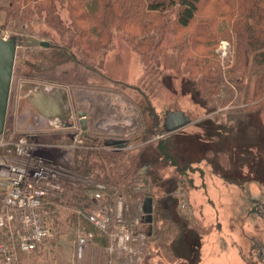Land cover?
<instances>
[{"label": "rangeland", "instance_id": "obj_1", "mask_svg": "<svg viewBox=\"0 0 264 264\" xmlns=\"http://www.w3.org/2000/svg\"><path fill=\"white\" fill-rule=\"evenodd\" d=\"M61 9L58 6L69 25L70 10ZM214 13L215 0H205L197 20L209 21ZM12 21L6 23V11L0 10V36L48 41L60 36L42 15L25 32ZM43 32L47 38L39 36ZM113 35L110 46L104 48L92 38L95 35L85 39L90 43L85 48L73 47L78 59L95 71L76 61L39 71L35 61L50 51L40 45L27 46L26 40L18 45L2 138L18 139L25 134L16 126L21 109L32 116L37 113L27 103L21 104L24 81L65 85L75 114L80 109L88 111L89 127L75 140L66 134L77 132L75 124L63 128L45 119L49 126L28 122L41 130L35 132H40L37 138L45 143L33 155L41 156L49 169L59 170L64 195L53 196L54 203L47 208L51 235L37 250L19 253L13 264H264V71L253 72L251 55L244 58L249 66L247 75L242 69L243 83L249 88H237L226 72L235 64L239 37L233 32L224 34L211 59L212 65L221 66L220 86L207 94L208 82L198 93L184 63L166 56L158 65L154 58H144L134 50L121 33ZM29 72L31 77L24 74ZM147 105H153L163 121L168 110L182 109L192 122L166 133L157 131L163 128L161 119V127L150 125L151 131L145 133ZM74 120L78 121L77 115ZM106 137H127L131 142L117 149L103 144ZM161 144L170 146L168 155L161 153ZM100 183L106 188H101L103 195L97 200L93 193L99 191ZM197 191L203 192L201 196ZM187 195L193 207L180 204ZM120 196L124 204L118 211ZM146 196L153 197L150 223L143 218ZM105 204L112 223L108 232H101L85 215ZM119 215L130 233L124 249L117 240ZM85 231L93 236L81 253L77 238Z\"/></svg>", "mask_w": 264, "mask_h": 264}, {"label": "trees", "instance_id": "obj_2", "mask_svg": "<svg viewBox=\"0 0 264 264\" xmlns=\"http://www.w3.org/2000/svg\"><path fill=\"white\" fill-rule=\"evenodd\" d=\"M203 2L205 0H0V10L6 11V23L12 19L15 28L19 27L23 32L31 30L33 21L41 15L45 16L47 24L59 30L58 39L50 40L46 47L50 53L35 61L39 71L51 70L69 61H76L78 65L83 64L95 71L90 63L78 59L73 47L78 45L85 48L90 44L85 39L95 35L92 38H97V45L104 48L105 45L110 46L114 33H121L134 50L144 58L148 55L154 58L158 65L165 62L163 59L166 56L184 63L187 72L194 78L192 86L195 91L199 93L203 85L209 82L208 88L211 89L207 94L210 92L211 95L223 79L221 66L218 63L212 65L211 59L221 36L233 32L239 41L235 64L226 75L236 87L242 90L249 88L248 83H243L242 69L247 75L246 67L249 66L243 61L244 58L248 59L251 55L253 72L260 74L264 71V0H215L216 13L209 21L198 22L197 16ZM58 6L62 8L61 11L65 8L70 10L72 22L69 25H65ZM216 16L222 20L217 21ZM26 25L28 27L24 30ZM190 25L195 27L188 32L186 29ZM182 28L185 30L178 36L176 32ZM65 30L71 34L65 35ZM39 36L47 38L48 33L43 32ZM196 46L202 49L198 50ZM238 70L242 75L234 74ZM24 74L27 77L33 75L30 72ZM256 82L260 84V81ZM143 111L145 133L151 131L150 125L162 126V115L153 105H147V110ZM148 114L153 117L152 124ZM160 147L163 155L170 153L168 144H161Z\"/></svg>", "mask_w": 264, "mask_h": 264}, {"label": "built area", "instance_id": "obj_3", "mask_svg": "<svg viewBox=\"0 0 264 264\" xmlns=\"http://www.w3.org/2000/svg\"><path fill=\"white\" fill-rule=\"evenodd\" d=\"M33 121V124L40 125L36 120ZM41 123L49 126L48 122ZM37 128L29 124L21 128L17 126L18 130H26L18 139L2 138L5 131L0 135V264H13L19 253H30L41 246L52 231L47 208L50 203H54L53 196L64 195L59 170L49 169L44 165L41 156L33 155L39 146L45 145L36 138L37 133H40L35 132L39 130ZM75 134L74 139L77 140L80 136L78 130ZM72 146L77 147L75 144ZM97 186L100 192L93 193V197L98 200L103 195L101 188L105 189L106 185L100 183ZM117 204L119 211L124 204L123 196L118 198ZM180 204L187 208L192 206L188 195L181 199ZM105 205L97 212L85 215L101 232H108L112 223L106 208L108 204ZM118 221L121 227L117 240L121 242V249H124L130 233L121 216ZM92 236L93 232L85 231L77 238L79 252L83 253Z\"/></svg>", "mask_w": 264, "mask_h": 264}, {"label": "water", "instance_id": "obj_4", "mask_svg": "<svg viewBox=\"0 0 264 264\" xmlns=\"http://www.w3.org/2000/svg\"><path fill=\"white\" fill-rule=\"evenodd\" d=\"M26 40L27 46H49L47 39H38L35 37H24L22 35H13L11 37L0 36V135L4 132L7 120V110L9 105L11 86L13 80L15 59L19 43L24 44ZM27 86L32 85L26 83ZM38 89L32 97H28V102L31 103L42 115L55 119L64 117L63 127L72 125L69 121L72 117V109L67 107L68 90L66 87L58 86L52 91L44 90L41 85H36ZM86 111L81 110L78 116L81 117L82 127L86 129L87 122L85 117ZM192 122V118L184 110H168L164 117L162 130L166 133H171L179 130ZM107 146L123 147L126 142L123 139L110 138L105 143ZM153 197L146 196L143 201L142 210L145 222L153 220Z\"/></svg>", "mask_w": 264, "mask_h": 264}, {"label": "flooded vegetation", "instance_id": "obj_5", "mask_svg": "<svg viewBox=\"0 0 264 264\" xmlns=\"http://www.w3.org/2000/svg\"><path fill=\"white\" fill-rule=\"evenodd\" d=\"M53 85V88L54 87H56V86H58V85H61V86H63V84H52ZM23 86L24 87H21V91H22V93H25L27 96H29L30 94H31V92H32V90L30 89V88H27V86L25 85V84H23ZM52 90H54V89H52V88H50V91H52ZM66 106L67 107H70L71 109H72V104H71V101H70V97H69V91H68V102H67V104H66ZM81 110H84V111H86V114H85V117H86V122H87V127H86V129H83V127H82V122H81V117H79L78 116V112L79 111H81ZM75 115H77V117H78V121H71V119H74L75 118ZM89 115H88V111L87 110H85V109H80V110H78L77 112H76V114H75V112H74V110L72 109V117H70V119H69V121H71V123L74 125H76V128L78 129V132H79V134H80V136H84V134L86 133V131L88 130V127H89V122H88V117ZM56 120H60L62 123H64V121H65V119H64V117H57L56 118ZM63 128H65V127H63ZM68 136H71V132L70 131H67V133H66ZM110 138H118V137H106L105 139H104V141H102L103 142V144L105 145V146H107L105 143H106V141L108 140V139H110ZM118 139H123L125 142H126V144H125V146H123V147H121V148H126L127 146H129L130 145V142H131V139H129V138H127V137H125V138H118ZM93 140V139H92ZM96 140H95V138H94V142H95ZM95 146L97 147L98 146V141H96L95 142ZM115 148L117 147V146H114ZM120 147V146H119ZM118 149V148H117Z\"/></svg>", "mask_w": 264, "mask_h": 264}, {"label": "crops", "instance_id": "obj_6", "mask_svg": "<svg viewBox=\"0 0 264 264\" xmlns=\"http://www.w3.org/2000/svg\"><path fill=\"white\" fill-rule=\"evenodd\" d=\"M30 89L32 90V92H31V94L29 95V97H32V95H34L35 94V92H33V91H36V89H34L33 87H30ZM25 97V96H24ZM27 99V98H26ZM21 109V108H20ZM37 115V114H36ZM36 115H31L28 111H26V110H20V112H18V118H17V121H16V123H17V126H18V128H21V127H25V126H27L29 123L28 122H31V123H33L34 121L33 120H35V118H36ZM20 118H22V119H25L26 120V123H25V121H23L22 123L21 122H19V120H20ZM31 120V121H30ZM30 125V124H29ZM206 191V190H205ZM196 193H198V195L199 196H201V193H203V192H199V191H197ZM207 193V192H206ZM205 192H204V195L206 194ZM209 206H211V204L209 203L208 204ZM247 264V263H246Z\"/></svg>", "mask_w": 264, "mask_h": 264}, {"label": "bare ground", "instance_id": "obj_7", "mask_svg": "<svg viewBox=\"0 0 264 264\" xmlns=\"http://www.w3.org/2000/svg\"><path fill=\"white\" fill-rule=\"evenodd\" d=\"M31 109H34V108H31ZM34 111L37 112L36 114L40 115L39 112L37 111V109H34ZM35 120H36V122L41 123V121H42L43 119H42V117L39 116V118H35ZM48 120H49V119H48ZM30 121H31V120H30ZM49 121L52 122L51 120H49Z\"/></svg>", "mask_w": 264, "mask_h": 264}]
</instances>
